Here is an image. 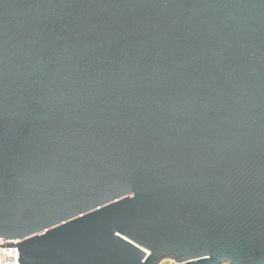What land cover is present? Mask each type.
I'll use <instances>...</instances> for the list:
<instances>
[{"label":"water","instance_id":"1","mask_svg":"<svg viewBox=\"0 0 264 264\" xmlns=\"http://www.w3.org/2000/svg\"><path fill=\"white\" fill-rule=\"evenodd\" d=\"M0 247L264 264V0H0Z\"/></svg>","mask_w":264,"mask_h":264},{"label":"built area","instance_id":"2","mask_svg":"<svg viewBox=\"0 0 264 264\" xmlns=\"http://www.w3.org/2000/svg\"><path fill=\"white\" fill-rule=\"evenodd\" d=\"M0 264H18V248L0 247ZM160 264H185L173 259H166Z\"/></svg>","mask_w":264,"mask_h":264}]
</instances>
